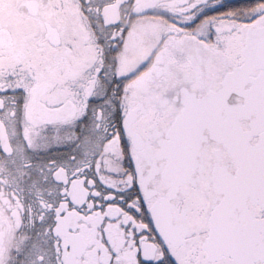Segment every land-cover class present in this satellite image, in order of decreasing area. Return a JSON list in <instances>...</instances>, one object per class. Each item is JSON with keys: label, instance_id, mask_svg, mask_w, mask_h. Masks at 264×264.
<instances>
[{"label": "snow or ice", "instance_id": "obj_1", "mask_svg": "<svg viewBox=\"0 0 264 264\" xmlns=\"http://www.w3.org/2000/svg\"><path fill=\"white\" fill-rule=\"evenodd\" d=\"M0 264H264V0H0Z\"/></svg>", "mask_w": 264, "mask_h": 264}]
</instances>
